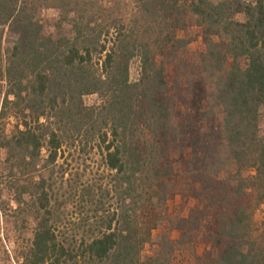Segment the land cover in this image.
<instances>
[{
    "label": "trees",
    "instance_id": "trees-1",
    "mask_svg": "<svg viewBox=\"0 0 264 264\" xmlns=\"http://www.w3.org/2000/svg\"><path fill=\"white\" fill-rule=\"evenodd\" d=\"M0 81L23 264H264V0H0Z\"/></svg>",
    "mask_w": 264,
    "mask_h": 264
},
{
    "label": "rangeland",
    "instance_id": "rangeland-1",
    "mask_svg": "<svg viewBox=\"0 0 264 264\" xmlns=\"http://www.w3.org/2000/svg\"><path fill=\"white\" fill-rule=\"evenodd\" d=\"M54 13L49 11V14ZM192 49H200V42L191 45ZM139 77V61L134 59L130 65V80L136 81ZM5 84L0 81V105L4 96ZM89 105L99 102L95 95H89L84 98ZM6 129H10V122ZM4 153L0 150V264H23L22 255L28 248L32 239L34 219L30 213L29 204L22 203L18 208L14 202V195L9 191L8 185L13 182L11 174L8 173L3 164ZM182 204L179 197L170 200L169 210L172 214L179 210ZM191 205V204H189ZM258 219L264 218V204L257 212ZM177 233H172V238H176ZM203 245L196 244L194 249L183 248L176 253L173 264H193V255H199L202 252ZM151 250L150 246L145 248V252Z\"/></svg>",
    "mask_w": 264,
    "mask_h": 264
}]
</instances>
